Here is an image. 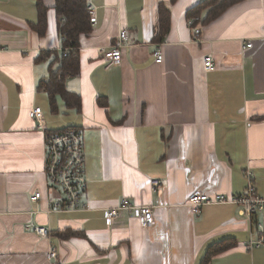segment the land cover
<instances>
[{"label": "crops", "instance_id": "crops-1", "mask_svg": "<svg viewBox=\"0 0 264 264\" xmlns=\"http://www.w3.org/2000/svg\"><path fill=\"white\" fill-rule=\"evenodd\" d=\"M204 1L88 0L95 24L71 54L80 74L66 80L81 109L58 97L54 114L39 85L63 61L55 0H42V37L33 30L38 0H0V264H202L224 242L234 246L211 264H264V249L248 247L258 224L264 231V211L250 221L237 206L210 205L196 219L187 206L194 191L244 194L249 171L264 199V0H238L207 24L209 10L190 21L188 12ZM160 6L169 15L165 35ZM124 30L122 62L111 65L102 51ZM246 43L253 47L243 50ZM208 56L214 72L205 71ZM34 108L45 115L46 134L82 131L88 209L50 212L60 194L47 185L45 134L29 118ZM153 179L162 183L154 194ZM36 193L42 199L33 203ZM124 198L155 208L152 229L127 211L106 225L105 211ZM28 223L50 237L27 231Z\"/></svg>", "mask_w": 264, "mask_h": 264}, {"label": "built area", "instance_id": "built-area-1", "mask_svg": "<svg viewBox=\"0 0 264 264\" xmlns=\"http://www.w3.org/2000/svg\"><path fill=\"white\" fill-rule=\"evenodd\" d=\"M89 11H92L90 6ZM93 24L95 21L92 20ZM202 28L194 29L196 39L200 41ZM129 41V36L126 30L122 31L118 40L108 50L102 51L104 58L111 65H119L122 62V49ZM64 40L62 39V43ZM253 45L246 43L243 50L251 49ZM75 48L62 47L61 52L64 58L69 57ZM155 62L162 64L163 56L160 49L154 53ZM204 68L206 72H214L216 70L213 59L208 56L204 58ZM36 124V129L45 134V162H46V177L47 185L50 190H55L60 194L59 202L50 205V212H75L88 207L82 203V195L86 192V157L84 135L80 129L70 128L58 131L52 134H46L47 125L45 115L41 108H34L30 117ZM252 172L246 173L248 187L244 194L236 196H225L220 194L210 195L201 191H194L188 198V209L196 219L201 215L202 209L210 205H234L240 208V214L247 217L250 221L261 212L264 211V199L259 196L254 183ZM151 190L158 193L162 188V183L159 179L151 180ZM42 199L41 193H36L31 197L33 203H37ZM155 208L153 206H134L128 199L124 198L120 204L113 209L105 211V221L108 227H112L118 219L121 212H126L137 220L145 229H152L155 225ZM259 232L256 239H251L248 242V247L264 249V231L262 225L258 224ZM27 231L35 233L42 238H49L50 234L47 229L28 223L25 225ZM58 252L55 246L50 247L48 252L49 259H56Z\"/></svg>", "mask_w": 264, "mask_h": 264}, {"label": "trees", "instance_id": "trees-1", "mask_svg": "<svg viewBox=\"0 0 264 264\" xmlns=\"http://www.w3.org/2000/svg\"><path fill=\"white\" fill-rule=\"evenodd\" d=\"M238 0H206L188 12V19L196 22L207 13L203 23L207 24L218 20L226 9L234 5ZM88 0H55V13L57 18V31L61 39L64 40V48L79 49L80 38L92 33V19L89 14ZM38 23L33 26V30L40 36H44L48 30V9L42 0L37 2ZM204 11V12H203ZM161 35H165L169 26L168 10L160 6ZM43 59V57L41 56ZM62 66L57 72H52L49 80L40 83L39 88L46 93L50 99L51 110L58 114L57 98L63 100L69 109L75 108L80 111L81 99L78 95L71 93L66 88V80L71 76L80 74V62L70 55L68 58L62 57ZM234 245L232 243H221L212 246L203 260L202 264H211L214 257L229 251Z\"/></svg>", "mask_w": 264, "mask_h": 264}]
</instances>
